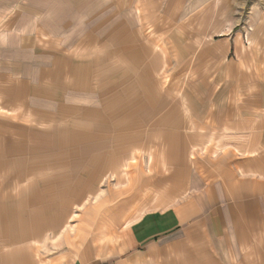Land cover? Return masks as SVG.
I'll return each instance as SVG.
<instances>
[{
    "label": "rangeland",
    "instance_id": "1",
    "mask_svg": "<svg viewBox=\"0 0 264 264\" xmlns=\"http://www.w3.org/2000/svg\"><path fill=\"white\" fill-rule=\"evenodd\" d=\"M1 1V86L11 75L5 68H13L15 60L19 62L15 67L29 78L40 63L47 68L42 66L41 92L27 90L24 95L29 108H38V114L45 116L10 118L0 124V131L30 126L60 130L73 118L94 123L87 131L105 125L109 149L101 212L107 224L113 217L129 220L151 208L185 203L224 176L222 162L243 170L239 159L254 163L253 159L264 157V147L251 152L257 138L247 141L245 148L241 143L249 136L239 131L247 114L245 92L236 87L243 77L264 85V0ZM261 89L247 88L248 108ZM103 102L104 118L97 112L87 115L88 108H102ZM263 102L260 97L259 103ZM75 107L83 112L78 115L81 110ZM61 160L71 163L65 157ZM260 161L262 172H247L256 174V179L264 173ZM61 167L69 170L74 182L76 167ZM61 192L53 196L58 204L51 206L62 227L71 230L72 224L80 228L90 222L88 233L103 237L106 228H98L83 209L75 206L66 212L70 194ZM50 229L45 228L34 251L24 244H17L21 250H15L14 243L6 246L0 264H46L50 254L66 252L70 244L64 228L53 234ZM14 231L10 229V239L16 236ZM251 247L245 246V259L233 264H258L257 251ZM8 251L14 254L4 262L3 252Z\"/></svg>",
    "mask_w": 264,
    "mask_h": 264
},
{
    "label": "crops",
    "instance_id": "2",
    "mask_svg": "<svg viewBox=\"0 0 264 264\" xmlns=\"http://www.w3.org/2000/svg\"><path fill=\"white\" fill-rule=\"evenodd\" d=\"M59 21L62 18L57 20V28H60ZM255 37L258 35L255 34ZM18 63L15 60L13 68H5L11 74L6 85L1 86L0 79V115H3L0 124H7L5 121L10 118H26L40 112L38 108H29L31 105L25 96L27 90L41 92L39 85L42 83L43 65L40 63L29 78L15 67ZM52 64L57 70L58 61L54 60ZM53 74L58 77L57 71ZM237 82L236 87L245 92L247 114H242L245 125L242 124L239 131L249 136L241 143L245 148L247 141L255 142L257 138L256 146L251 150L256 152V149L264 147V102L259 103L260 97L264 101V89L255 93L252 98L255 99L252 101L254 105L248 108L247 101L251 99L247 88L264 85L247 77ZM50 91L60 93L56 89ZM103 106L92 108L95 110L88 108L86 113H101L104 118L105 102ZM72 108L70 106L69 109ZM75 109L81 110L79 107ZM209 113L215 114L214 111ZM44 116L38 114L40 118ZM60 126L64 127L58 130L30 126L17 127L11 133L0 131V252L13 243L17 246L15 250L23 248L17 244H24L34 251L42 240L45 228L51 227V234L64 228L65 241L70 247L66 252L50 254L46 264H233L235 259H245V246L250 245L253 251L254 248L257 251V263L264 264V177L260 178L264 173L257 174L258 179L253 177L256 174L247 173L262 172L260 159L264 163L263 156L253 159L254 163L239 159L237 165L243 170L231 166L232 162H222L224 176L200 190L202 195H190L183 204L151 208L129 220L113 217L107 224L105 212H101V206L106 202L103 195L105 188L101 185L102 174L106 150L109 149L104 138L105 125L100 124L95 131L93 128L87 131L94 123L73 118L68 124ZM101 134L102 139L94 140L93 137H100ZM85 137L87 140L82 141ZM63 157L71 163L61 160ZM63 164L76 167L74 182L67 172L69 170H62ZM59 189L65 195L66 192L70 194L66 195L69 200L66 212H72L78 206L83 209L84 215L96 220L98 228L107 229L104 231L106 235L89 234L87 228L90 222H83L80 228L71 223L72 229H77L76 233L71 232L68 226L62 227L60 216L51 206L58 204L53 196L56 197ZM71 196L76 198L71 199ZM231 216L234 222H231ZM12 228L17 231H14L16 236L10 239ZM251 234L252 237L249 236ZM13 254L3 252L2 259L6 262ZM22 259H26V255Z\"/></svg>",
    "mask_w": 264,
    "mask_h": 264
}]
</instances>
